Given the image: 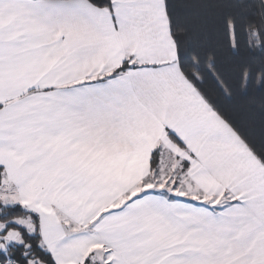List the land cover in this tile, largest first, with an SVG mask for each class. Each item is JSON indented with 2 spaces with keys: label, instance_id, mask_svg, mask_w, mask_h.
<instances>
[{
  "label": "crops",
  "instance_id": "1",
  "mask_svg": "<svg viewBox=\"0 0 264 264\" xmlns=\"http://www.w3.org/2000/svg\"><path fill=\"white\" fill-rule=\"evenodd\" d=\"M166 156L188 195L148 181ZM0 186L55 264H264V167L182 74L164 0H24L0 22Z\"/></svg>",
  "mask_w": 264,
  "mask_h": 264
},
{
  "label": "trees",
  "instance_id": "2",
  "mask_svg": "<svg viewBox=\"0 0 264 264\" xmlns=\"http://www.w3.org/2000/svg\"><path fill=\"white\" fill-rule=\"evenodd\" d=\"M110 8V0H86ZM177 63L184 77L264 167L263 0H164ZM130 68L124 62L110 77ZM154 149L150 164L159 163ZM22 221L26 227L17 223ZM0 224L16 231L41 259L53 264L41 243L37 217L20 204L0 206ZM39 245V248L36 246ZM88 255L83 264H90Z\"/></svg>",
  "mask_w": 264,
  "mask_h": 264
},
{
  "label": "rangeland",
  "instance_id": "3",
  "mask_svg": "<svg viewBox=\"0 0 264 264\" xmlns=\"http://www.w3.org/2000/svg\"><path fill=\"white\" fill-rule=\"evenodd\" d=\"M162 156H164L162 154ZM163 166L157 174H152L149 180L150 183L152 180H158L156 183L157 186L154 185L155 188H159L161 191L164 190L166 193H170L172 195H188V190L186 188L187 178L185 177L184 172L182 171V166L178 161H174L169 157L162 158ZM189 197V196H188ZM13 202L12 190L8 186H0V206L10 205ZM211 206L217 205V201L209 202ZM215 209V208H214ZM17 223L26 227L25 222L17 221ZM0 229L4 230V226L0 224ZM10 238L18 241V235L16 231L8 232ZM90 264H109V256L103 251L98 250L91 255Z\"/></svg>",
  "mask_w": 264,
  "mask_h": 264
},
{
  "label": "snow or ice",
  "instance_id": "4",
  "mask_svg": "<svg viewBox=\"0 0 264 264\" xmlns=\"http://www.w3.org/2000/svg\"><path fill=\"white\" fill-rule=\"evenodd\" d=\"M23 2L24 0H0V22L18 18ZM40 259L31 243L23 239L14 240L5 230L0 229V264H37Z\"/></svg>",
  "mask_w": 264,
  "mask_h": 264
}]
</instances>
